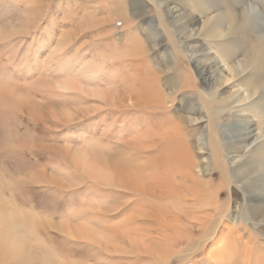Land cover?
I'll return each mask as SVG.
<instances>
[{
    "label": "rangeland",
    "instance_id": "374dc122",
    "mask_svg": "<svg viewBox=\"0 0 264 264\" xmlns=\"http://www.w3.org/2000/svg\"><path fill=\"white\" fill-rule=\"evenodd\" d=\"M263 195L264 0H0V264H264Z\"/></svg>",
    "mask_w": 264,
    "mask_h": 264
},
{
    "label": "bare ground",
    "instance_id": "6f19581e",
    "mask_svg": "<svg viewBox=\"0 0 264 264\" xmlns=\"http://www.w3.org/2000/svg\"><path fill=\"white\" fill-rule=\"evenodd\" d=\"M122 16H123V14H117L116 17L114 18V20L120 21L123 19ZM124 27H125V25H123L120 30H122ZM125 29H127V28H125ZM105 72H106V67L104 66L103 62H93L91 65L85 64V66H82L80 71H79V73L84 74L86 81L96 80L99 76H102L103 73H105ZM116 72H119L118 66L114 67V69L112 71L113 76L116 74ZM106 79H104V81H107ZM124 81L125 80H123V82ZM127 86L129 87V85H127ZM64 88L73 89V90L79 89V87L70 86V85L69 86L66 85ZM137 92H138V89H137ZM246 135H247L246 138H248L249 134L247 132H246ZM125 145L127 147H129L130 151L133 150L135 147V146H130V143H126ZM135 145L137 146L138 143H136ZM229 159L231 160V159H233V157L228 158V160ZM229 163H230L231 169H235L237 166H239L237 164L238 160L229 161ZM173 165H174V163H173ZM216 167L217 168L220 167L219 158H217V160H216ZM107 168L108 169L106 170V172L102 173L103 175H108L107 177H103L99 173L93 174L94 173L93 170L89 171L92 174L90 177L95 181L104 182L107 185H112L115 187L135 191V192L139 193L140 195H142L143 197L151 198L155 201H157V200L167 201V197H171V196L177 197V194L181 193V191L179 192V190L187 191L188 193H190L193 196L196 194V191H197L196 185L194 183L192 184L191 181L189 182L187 180V178L191 179L190 166L187 163L182 164L178 167H175L176 168L175 172H176V174L178 173V175H176V176H174V175L171 176L169 172H166L163 174L157 173V172H150V174H149V173H145L143 170H138L136 167H130L127 164H122L119 162L114 163L111 168L108 166H107ZM254 169H255V167H254ZM204 171H206V169H204ZM175 177H177L178 179ZM252 207L256 211H259V213L261 211H264V195L260 196L255 201V203L252 204ZM204 215H206V216H204ZM204 215H203L204 218L202 216L203 219L210 217V215L207 213ZM202 222H204V224H206L205 221H202ZM200 223L201 222H199V224ZM217 252H219V254H217V256H215V255L213 256L212 253H209L210 261H212L214 264H229L230 263L229 260H231V261L233 260L230 258H229V260L227 258H224V251L222 249L218 250ZM167 259H168L167 260V262H168L170 260V258H167ZM167 262H165V263H167ZM204 264H212V263L211 262L209 263V260H207V261H205Z\"/></svg>",
    "mask_w": 264,
    "mask_h": 264
}]
</instances>
